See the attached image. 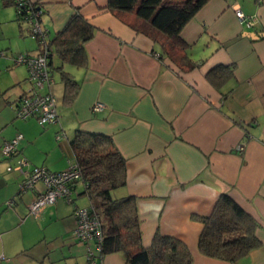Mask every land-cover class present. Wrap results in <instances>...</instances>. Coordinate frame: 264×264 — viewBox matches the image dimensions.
<instances>
[{
    "label": "crops",
    "instance_id": "1",
    "mask_svg": "<svg viewBox=\"0 0 264 264\" xmlns=\"http://www.w3.org/2000/svg\"><path fill=\"white\" fill-rule=\"evenodd\" d=\"M31 1L43 6L41 25L49 39L73 14L94 26L93 37L84 44L85 66L59 59L78 81L79 91L70 105L60 110L56 106L58 121L51 124L56 125L55 133L64 131L68 144L76 129L112 137L126 163L125 184L113 195L137 199L143 245L149 246L158 232L185 242L192 264H264V0H207L180 32L196 62L190 70L173 68L158 58L153 40L111 12L107 0ZM1 7L0 23H14L9 36L18 34L19 41L28 36L29 26L14 13L12 0H0ZM235 8L257 20L247 26L236 18ZM131 16L123 15L127 20ZM21 51L36 55L40 45ZM49 60L53 78V54ZM231 63L233 76L220 88L212 86L206 72ZM27 77L24 64L0 57V149L4 141L22 134L14 155L4 157L0 150V264H49L47 258L50 264H87L86 249L94 242L69 236L74 207L89 204L82 186H75L70 202L58 198L36 220L28 209L42 183L21 193L23 174L7 169L20 156L29 161L27 170L42 166L55 172L73 161L70 145L67 150L65 141L57 144L50 131L43 132L49 124L41 126L34 117L17 118L14 104L29 87ZM95 102L104 108L92 111ZM48 158L59 163L53 165ZM222 193L258 224L260 245L235 262L206 256L197 247L203 224L195 216L208 215ZM50 239L68 247L51 256L45 245ZM97 261L124 264V257L114 252Z\"/></svg>",
    "mask_w": 264,
    "mask_h": 264
},
{
    "label": "trees",
    "instance_id": "2",
    "mask_svg": "<svg viewBox=\"0 0 264 264\" xmlns=\"http://www.w3.org/2000/svg\"><path fill=\"white\" fill-rule=\"evenodd\" d=\"M205 2L207 0H107V7L132 29L152 39L158 46L157 57L167 60L168 66L190 70L196 62L189 57V44L180 32ZM129 14L131 19L123 17ZM94 31L93 25L73 14L64 27L48 39L49 58L55 53L62 63L85 66L84 44L93 37ZM234 67L232 63L218 64L210 68L205 77L212 86L220 88L233 76ZM56 68L63 83V102L70 105L79 91V83L62 65ZM69 145L73 160L81 170V179L72 184V191L77 184L81 185L82 193L89 199L86 207H92L100 219L102 238L98 258L118 252L123 255L124 264H192V254L181 239L156 232L150 245H143L137 199L132 195H113V190L125 184L126 163L110 135L76 129ZM195 218L203 224L197 247L206 256L235 262L260 245L255 234L257 221L226 193L219 195L208 215Z\"/></svg>",
    "mask_w": 264,
    "mask_h": 264
},
{
    "label": "built area",
    "instance_id": "3",
    "mask_svg": "<svg viewBox=\"0 0 264 264\" xmlns=\"http://www.w3.org/2000/svg\"><path fill=\"white\" fill-rule=\"evenodd\" d=\"M17 16L27 22L29 35L37 39L40 51L36 55L26 52L19 53L14 57L16 63L24 64L28 71V81L30 86L18 98L15 106L16 115L25 119L34 117L41 126L56 123L58 114L53 94L47 89L53 83L48 67L49 54L51 52L48 42V30L41 25V16L44 12L41 3L34 4L30 0H12ZM236 18L251 26L257 20L256 16H246L241 9L235 8ZM2 51H0V55ZM32 90V91H31ZM104 108L101 102H95L91 106L92 111H99ZM57 138L61 136L57 133ZM22 138L21 133H17L13 138L2 143L1 153L4 157H10L17 151V143ZM243 150V146H238ZM25 157H19L16 164L10 165L7 169H14L23 174V179L19 184V191L24 192L35 187L37 182H41L43 188L38 195L29 203V213L38 216L40 211L54 203L58 198L63 197L70 201L72 184L81 179V170L77 163L70 161L68 166L60 171L51 172L42 166H33L24 169L29 165ZM86 186V184H84ZM74 228L73 235L83 242L93 241L94 247L86 249L87 264L98 263V250L102 238L101 224L98 215L92 207L76 206L73 209Z\"/></svg>",
    "mask_w": 264,
    "mask_h": 264
},
{
    "label": "rangeland",
    "instance_id": "4",
    "mask_svg": "<svg viewBox=\"0 0 264 264\" xmlns=\"http://www.w3.org/2000/svg\"><path fill=\"white\" fill-rule=\"evenodd\" d=\"M14 7V5H13ZM2 9V7L0 8ZM11 10V9H10ZM9 10V11H10ZM13 11L14 13H16L15 11V7L13 8ZM12 12V10H11ZM9 13V12H8ZM7 16H10V15H7ZM1 17V15H0ZM23 23L26 24V26L28 25L27 22H25L23 20ZM16 25V24H15ZM25 26V27H26ZM16 27V26H15ZM14 28V23L13 22H9V26L7 27H4L2 25V23H0V51H2V54L0 55V57H5V56H11L12 59L14 60V57L16 55H18L19 53H23L24 51H21V50H24V47L28 45V47H34L35 44H37V39L33 38L32 36L28 35L26 36L25 38L21 39L20 41L18 39H16V37H20L17 35H13V37H10L9 36V31H11V29ZM2 30L4 31V33H2ZM10 43L12 45V47L10 48H7L6 47V44ZM7 49H6V48ZM53 54V67L51 68V71H52V76H53V83L51 85L52 87V91L51 93L53 94L54 96V100H55V104L57 106V109L60 110L61 108H64L65 107V104H63L62 102V96H63V83L60 79V74H59V71L57 70V66L60 64V60L59 58L57 57V55L55 53H52ZM20 64V63H18ZM30 86V83L29 85ZM29 87H27L26 89H28ZM32 91V90H31ZM19 118V117H17ZM21 119V118H20ZM37 125V124H36ZM47 125V124H46ZM58 125V123H57ZM40 127V126H39ZM46 128L45 129H42L43 132H51L52 133V138L55 142L60 143L61 141H65L67 143V150L69 149V144H68V141H67V138H65V133L64 131L61 129L59 130L57 133H60L61 136L59 138H57V133L54 132V129L56 128V125H53V124H49L47 126H45ZM42 128V127H41ZM59 129V128H58ZM56 130V129H55ZM72 136V135H71ZM69 157L71 158L70 160L73 159V156H72V153L71 155H69ZM48 162H51L53 165L55 164H58L59 163V160L56 159V161L52 162L50 161V159L48 158ZM45 164H48L45 162ZM68 166V162H67V165ZM52 168V167H50ZM114 191V190H113ZM22 193V192H21ZM76 191L74 192L73 196L76 197L78 199L79 196L76 195ZM115 193V192H113ZM71 198V197H70ZM82 200L85 198L82 197L81 198ZM68 201V200H67ZM71 201V200H70ZM68 201V202H70ZM86 201V200H85ZM8 204V203H7ZM29 210V209H28ZM41 213V211H40ZM39 213V215H40ZM28 214L31 215V217H33L34 219L38 220L39 219V215L38 216H34L32 214L29 213L28 211ZM45 233L46 234H49L50 233V226H46L45 228ZM42 234V230H38V235H41ZM70 237H73L74 239H76V241H79L73 234H70L69 235ZM44 242V241H43ZM81 242V241H80ZM46 247L49 249L48 250V253L51 255V256H55V255H58L60 253V251L63 249L62 247L64 246L60 240L58 239H50L48 241V243H45ZM65 248H67L68 246H64ZM91 247V246H90ZM92 248V247H91ZM48 254V255H49ZM85 259H86V255H85ZM47 262H49L50 264V260L49 258L45 259Z\"/></svg>",
    "mask_w": 264,
    "mask_h": 264
}]
</instances>
